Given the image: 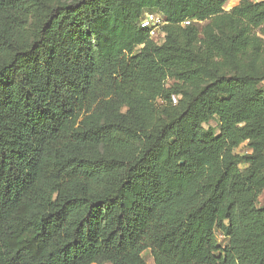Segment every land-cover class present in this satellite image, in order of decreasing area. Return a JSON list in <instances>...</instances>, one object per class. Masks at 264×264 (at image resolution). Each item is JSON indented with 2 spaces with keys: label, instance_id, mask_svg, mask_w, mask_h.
<instances>
[{
  "label": "trees",
  "instance_id": "obj_1",
  "mask_svg": "<svg viewBox=\"0 0 264 264\" xmlns=\"http://www.w3.org/2000/svg\"><path fill=\"white\" fill-rule=\"evenodd\" d=\"M227 2L0 0V264H264V90L222 57L264 1L200 33Z\"/></svg>",
  "mask_w": 264,
  "mask_h": 264
},
{
  "label": "rangeland",
  "instance_id": "obj_2",
  "mask_svg": "<svg viewBox=\"0 0 264 264\" xmlns=\"http://www.w3.org/2000/svg\"><path fill=\"white\" fill-rule=\"evenodd\" d=\"M56 1V0H55ZM60 1V0H57ZM69 1V0H65ZM244 1H248L251 3H258L264 0H228V2L224 5L222 12L219 15L213 16L207 20L199 21L196 23L197 27L200 29L199 32L201 33L203 29L209 28L212 31H218L225 29V23H227L234 13L235 7L241 5ZM146 16L152 17H162V13L158 10H149L146 11ZM240 28L246 27L248 32L250 33L251 41L253 44L250 46L248 51L244 52L240 55V58H228L227 56H222L223 61L227 62L226 65L223 67V71L230 72V73H245L250 75H255L260 77V80H257L255 86L257 88H261L264 90V23L260 26H254L249 24V20L247 18L242 19L239 23ZM164 27V26H163ZM162 28V26H160ZM159 32L162 31L159 29ZM203 39V35L200 34L198 36V41L196 42L197 48L203 47V43L201 40ZM140 46L135 49V52L139 51ZM223 66V65H221ZM165 87L167 89H174L180 90L181 95H185L186 91L194 90L195 87L192 84L181 83L178 80L174 79L173 77H168L165 81ZM180 95V96H181ZM155 103L157 106L163 104V101L160 98L155 99ZM213 125H216L213 122ZM252 149L244 143L240 147L236 149V152L239 154H251ZM262 163L264 164V155L262 157ZM257 205L262 207L264 206V188L260 192L258 196ZM218 239L222 240V236L218 235ZM144 257L146 258L148 264H153V258L150 256L149 251L144 253ZM96 264V263H94ZM106 264V263H105Z\"/></svg>",
  "mask_w": 264,
  "mask_h": 264
},
{
  "label": "built area",
  "instance_id": "obj_3",
  "mask_svg": "<svg viewBox=\"0 0 264 264\" xmlns=\"http://www.w3.org/2000/svg\"><path fill=\"white\" fill-rule=\"evenodd\" d=\"M190 21H185L186 24H188ZM164 23H166L165 17H152V16H146L141 21V25L145 28L150 29V35L151 37L157 39L158 41L162 40L161 33L159 32L160 26H162Z\"/></svg>",
  "mask_w": 264,
  "mask_h": 264
}]
</instances>
